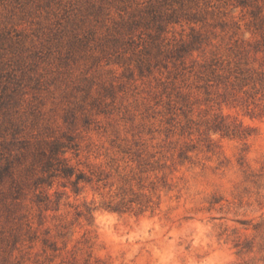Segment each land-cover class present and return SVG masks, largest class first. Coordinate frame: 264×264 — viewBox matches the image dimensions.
Returning a JSON list of instances; mask_svg holds the SVG:
<instances>
[{
  "label": "rangeland",
  "instance_id": "obj_1",
  "mask_svg": "<svg viewBox=\"0 0 264 264\" xmlns=\"http://www.w3.org/2000/svg\"><path fill=\"white\" fill-rule=\"evenodd\" d=\"M260 16L264 0H0V264H117L188 205L209 222L264 206ZM253 219L241 245L264 237Z\"/></svg>",
  "mask_w": 264,
  "mask_h": 264
},
{
  "label": "clouds",
  "instance_id": "obj_2",
  "mask_svg": "<svg viewBox=\"0 0 264 264\" xmlns=\"http://www.w3.org/2000/svg\"><path fill=\"white\" fill-rule=\"evenodd\" d=\"M188 207L193 209L187 213L192 218L191 223L174 228L163 240H153L139 250L121 249L117 264H264V237H256V246L241 245L239 240L251 241L255 234L235 222L252 220L253 224L257 223L253 217L264 215V206L256 210L255 204L251 207L245 204L223 219L211 222L196 211L195 205ZM107 253L108 249L104 248L97 255L104 259Z\"/></svg>",
  "mask_w": 264,
  "mask_h": 264
},
{
  "label": "trees",
  "instance_id": "obj_3",
  "mask_svg": "<svg viewBox=\"0 0 264 264\" xmlns=\"http://www.w3.org/2000/svg\"><path fill=\"white\" fill-rule=\"evenodd\" d=\"M261 13H262V10H261V8L258 7L257 12H256L257 16H259ZM257 25H259V29L262 31V45L264 46V16H262L259 19ZM68 171H70V170H68Z\"/></svg>",
  "mask_w": 264,
  "mask_h": 264
}]
</instances>
